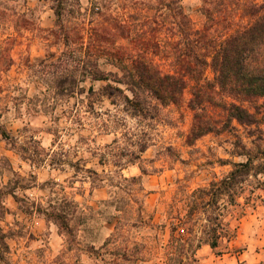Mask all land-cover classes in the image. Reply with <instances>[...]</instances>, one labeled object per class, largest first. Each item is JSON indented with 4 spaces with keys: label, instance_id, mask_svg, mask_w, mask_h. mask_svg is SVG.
Listing matches in <instances>:
<instances>
[{
    "label": "clouds",
    "instance_id": "obj_1",
    "mask_svg": "<svg viewBox=\"0 0 264 264\" xmlns=\"http://www.w3.org/2000/svg\"><path fill=\"white\" fill-rule=\"evenodd\" d=\"M261 85L264 0H0V264H264Z\"/></svg>",
    "mask_w": 264,
    "mask_h": 264
},
{
    "label": "trees",
    "instance_id": "obj_2",
    "mask_svg": "<svg viewBox=\"0 0 264 264\" xmlns=\"http://www.w3.org/2000/svg\"><path fill=\"white\" fill-rule=\"evenodd\" d=\"M237 19H239V17H237ZM214 26L215 25H213V27ZM231 37H232V29L225 30L222 34L221 40H214L211 37H208L206 49L202 50L204 52V58L202 60H200L199 56L196 57V59L199 60L202 65H204V71L200 74V79H205V78L207 79V77L205 76V72L208 68L211 70L213 76H214V74H216L217 76L220 74V69L222 66L219 64V57L221 55L222 42H227L228 40L231 39ZM142 43H143L145 48H147L150 45L148 40L142 41ZM232 46H235V45L234 44L230 45V47H232ZM181 64H182V69H183L184 74H185L184 79L186 81V86H190L187 84V81L190 79V71L194 70L197 67L196 63L193 62V58H192L191 53L182 57ZM227 67L228 66L226 63L225 68H227ZM159 87L161 90H167V82L166 81H160ZM247 91H248L249 95H251L253 92L264 95V85H261V87L256 88V89H249ZM157 94L159 95L160 93L157 92ZM217 111H219V110L217 109ZM237 114L240 115V118L242 120L246 119V117L242 113H239V110H237ZM213 118L215 119L217 124L221 123L223 120V117L220 115L213 116ZM249 123H264V118H262L259 121L249 120ZM226 129L232 130L228 126V124L224 125V131ZM203 131H204V129H201V132H203ZM209 131H214V129H209ZM236 144H237V147L240 146L239 141H237ZM248 154L250 155L249 163L246 165L239 166L240 169L244 172H247L251 169V167H252V161L251 160L257 158V156H255V155L252 156V150L249 151ZM258 170L264 171V163H261L259 165ZM235 175L236 174L234 173L233 176H235ZM229 186L230 185H227V184L225 185V187H229ZM213 187H215V185Z\"/></svg>",
    "mask_w": 264,
    "mask_h": 264
},
{
    "label": "rangeland",
    "instance_id": "obj_3",
    "mask_svg": "<svg viewBox=\"0 0 264 264\" xmlns=\"http://www.w3.org/2000/svg\"><path fill=\"white\" fill-rule=\"evenodd\" d=\"M153 22L155 23L156 27L154 29H152V30H150V31L145 33V36L150 38V39H145V40H148L150 44H152L155 41L156 37L167 27L166 24L162 23L159 20H154ZM145 23L147 24V21H145ZM214 27H216V25ZM78 38L81 41L86 43L87 39H88V34L87 33L81 34V35H79ZM155 62H158V61H155ZM205 76L209 80H211L213 78V74H212V72H211V70L209 68L206 70ZM216 112H218V111L216 110ZM216 112H213V111L210 110V114L213 115V116L217 115ZM224 134H225V138H227L228 136H231L233 134V130L226 129L224 131ZM217 135H219V134H217ZM209 139L210 140H215V139H217V137H210ZM237 141H239V137L238 136L236 137V142ZM253 143L255 144V142H253ZM254 155L257 156V158H258L259 156L264 155V152H260L259 146H257L256 150L252 151V156H254ZM221 163L222 164H226V163H229V162L228 161H221ZM191 218H192V213H189L188 219L190 220ZM180 223H181V225H183L184 221H181ZM173 231L175 232L176 228H174Z\"/></svg>",
    "mask_w": 264,
    "mask_h": 264
}]
</instances>
